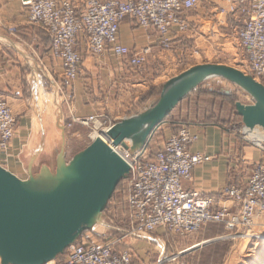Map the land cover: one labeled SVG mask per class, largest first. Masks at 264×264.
Masks as SVG:
<instances>
[{"label": "crops", "instance_id": "0c3cea01", "mask_svg": "<svg viewBox=\"0 0 264 264\" xmlns=\"http://www.w3.org/2000/svg\"><path fill=\"white\" fill-rule=\"evenodd\" d=\"M72 1L79 7L80 0ZM188 20L192 27L190 38L194 44L198 43L200 46L207 45L203 30L210 29V25L216 23L215 29L222 34L223 39L234 41L245 67L238 47L237 31L240 24L236 17L219 18L212 1L200 0L198 9L189 15ZM12 25L18 29L15 37L2 30V26ZM157 37L152 29H141L133 20L125 19L121 22L116 40L111 46H127L131 54L149 47L151 54L147 63L152 59L159 65L163 60L160 54L166 52H161L156 42ZM179 38L173 39L171 49L180 44ZM85 47L86 39L79 36L76 49L83 53L80 74L72 82L65 81L61 75V62L50 57L49 39L40 28L27 24L26 9L19 2L0 0V98L6 101L16 118L9 154L3 155L0 152V167L22 181H48L55 177L60 163L65 164L66 161V135L70 133L74 138L79 135L80 125L75 123L76 119L102 114L113 125L144 112L156 101H142L151 86L156 88L155 86L161 84L157 82L159 78L152 85L149 84L147 77L151 71H147L148 76L140 72L145 65L139 70L130 68L126 59L119 60L112 56L111 47L102 57L93 58L86 54ZM163 86L164 84L160 91ZM48 88L52 89L51 93L40 91ZM172 118V121L161 125L154 132L148 145L152 144L154 136L162 135L163 140L153 143L158 147L150 157L144 151V157L152 158L181 124L187 126L191 135L197 137L189 151L202 154L206 161L192 170L191 181L184 183L183 188L187 192L212 199V212H217L220 208L236 211L234 202L221 193L227 186H244L246 180L243 166L253 167L264 163V147L254 144L251 148L241 150L239 139L246 141L241 119L236 115L233 118L229 110L217 101L210 103L208 107L206 101L200 99L193 102L187 98L174 111ZM235 118L238 120L237 124H233ZM124 210L125 216L121 221L117 220L113 237L109 235L103 241L117 244L118 251L128 249L132 254V264L143 262L141 253L151 245L160 247V238L163 235L176 237L159 228L139 240L124 238L123 232L130 221L126 206ZM96 234L99 233L91 227L85 233V238L92 242V235Z\"/></svg>", "mask_w": 264, "mask_h": 264}, {"label": "built area", "instance_id": "2783aa9c", "mask_svg": "<svg viewBox=\"0 0 264 264\" xmlns=\"http://www.w3.org/2000/svg\"><path fill=\"white\" fill-rule=\"evenodd\" d=\"M7 1L20 2L27 11V24L40 28L49 39L50 57L61 62V75L67 82L80 74L83 53L76 49L79 36L86 39L85 52L90 57L100 58L111 47L114 58L126 59L130 68L139 70L151 49L146 47L131 54L127 46H111L121 22L130 19L141 29H152L161 50L169 51L174 38L191 33L188 18L200 3V0H80L78 7L72 0ZM212 4L219 18L233 16L240 21L237 40L245 69L264 86V0H213ZM216 27V23L210 25V29ZM4 29L12 36L16 34L14 27ZM75 123L91 129V138L99 129L107 131L112 126L97 115L76 119ZM15 127V116L0 98V152L4 155L9 153ZM196 141L197 137L182 127L170 135L152 158L146 159L144 152L131 156L122 149L115 150L129 162L121 192L130 217L124 238L139 240L159 228L186 238L208 224L221 225L236 234L244 231L251 238L256 237L249 235L252 230H264V163L256 165L242 188L231 185L223 189L222 196L234 202L236 211L220 208L212 212V199L183 188L184 183L191 181L192 170L206 161L202 154L189 151ZM79 238L52 264H132L128 249L118 251L115 243H92L84 233Z\"/></svg>", "mask_w": 264, "mask_h": 264}, {"label": "water", "instance_id": "95a60500", "mask_svg": "<svg viewBox=\"0 0 264 264\" xmlns=\"http://www.w3.org/2000/svg\"><path fill=\"white\" fill-rule=\"evenodd\" d=\"M211 79L252 99L251 105L236 102L235 113L244 131L261 134L264 146V86L227 66H193L164 84L144 112L113 124L68 164L60 163L53 179L22 181L0 167V264H48L61 255L92 227L127 176L129 166L115 150L144 152L179 103Z\"/></svg>", "mask_w": 264, "mask_h": 264}, {"label": "rangeland", "instance_id": "374dc122", "mask_svg": "<svg viewBox=\"0 0 264 264\" xmlns=\"http://www.w3.org/2000/svg\"><path fill=\"white\" fill-rule=\"evenodd\" d=\"M225 17L221 18L223 19ZM237 21L240 24V21L238 19ZM4 27L5 26H2V30L5 31ZM11 27L16 28L15 35L12 36L6 31L4 33H7L12 37L17 36V27L13 25ZM203 31L204 33L202 34L207 37L205 40L203 39L204 41H207V45L205 46H200L198 43L194 44L193 39L190 38L192 35L188 34L179 38L180 44L177 47H174L169 51H161L166 53L160 54V56L163 57V60L160 61L159 65H156L155 61L152 59H149L147 63V58L150 55L146 57V64H144L145 67L143 71L140 72H142L143 75L146 76L147 74L148 76L147 71H151L150 76L147 77V81L149 82V84L152 85L153 82L158 78L159 80H157V82L161 84H159V86H155L156 88H154V86H151L148 89V91L145 93V96L143 97L145 103L150 100H156L160 93V87L163 84H166L170 79L177 77L182 72L188 70L193 66L204 64H218L238 70L245 75H249L245 67L241 63V57L239 56L233 40L227 38L223 39L224 37L221 36L222 34L219 33L217 29H205ZM51 90L52 89L48 88L45 91H40L47 94L51 93ZM226 93H228V95H226ZM145 97L148 98L145 99ZM187 98L188 100L192 99L193 102L200 99L206 101L208 107L210 103L217 101L229 110L230 115H232L233 118L234 115H236L233 107L234 103L240 102L244 105H251L253 103L252 99L238 87L230 85L219 79H211L202 83L195 91L188 95ZM180 105L177 106L174 111H176L180 107ZM174 111H172L171 116L167 122L172 121L171 119H173L172 117ZM96 115L102 116L104 120L108 121V119L104 115ZM237 121L238 120H236L235 118L233 124H237ZM182 127L188 128L187 126L181 124L177 129L179 130ZM79 128L80 132L77 138L71 137L70 133L66 135L65 164H68V162L75 155L82 152L94 140H92L91 138V134L93 133L91 129L83 127L81 125ZM101 130L102 129H99V131ZM171 130L173 131V129ZM230 130L232 132L235 131V129ZM157 133H159V131ZM160 133L162 134V132ZM236 135H238V137L240 136L238 133H236ZM161 136L162 135L156 137L154 136L152 144H149L147 146L145 151H147L146 155L148 157H150L151 153H153V151L158 147H156V145H154L153 143H155L157 140H163V138L161 139ZM245 136L246 138H244V136L242 138H244L246 141L239 139V147L241 148V150L246 147L251 148L254 144L257 145L255 141L251 140L247 135ZM259 146H262V144H260ZM255 167V165L253 167L243 166V175L245 177V180L249 178L252 170H254ZM124 182L125 180L117 185L104 211L100 215H97V219L94 220L92 229L99 234L92 235V243H96L99 245L111 243L109 241L103 240L106 237L108 239L109 235L113 237V234H115V231H113V229H115V225L118 224L117 220L121 221V219L125 216V204L121 196L122 186ZM104 231H106L105 234H103ZM251 234L259 237H244V231L236 234L235 232L228 230L221 225H207L201 228L197 233L192 234L186 238L163 235L160 238L162 241V244L160 243V247H155L154 245H151L150 248L148 247L147 250L141 253L142 257L144 258L143 262L141 261V263L137 264H257V262H260V264H264V262H262L261 260L264 257V240L261 239L264 238V230L254 229L249 233V235ZM243 238L245 241L243 240ZM192 248L194 249L189 251ZM138 259H141V257L139 256Z\"/></svg>", "mask_w": 264, "mask_h": 264}, {"label": "bare ground", "instance_id": "6f19581e", "mask_svg": "<svg viewBox=\"0 0 264 264\" xmlns=\"http://www.w3.org/2000/svg\"><path fill=\"white\" fill-rule=\"evenodd\" d=\"M256 81V80H255ZM258 82V81H257ZM108 131V130H107ZM107 131H105V130H103V131H100L99 132V134H98V132L97 133H94L93 135H92V139H96L97 137H99V135H100V133H106ZM245 133V135H247L251 140H253V141H255L256 142V144L258 145H260L261 144V134L260 133H257V132H253V133H249V132H244ZM128 164H129V162H127ZM97 219V216L95 217V219L94 220H96ZM101 224V223H100ZM97 225V224H96ZM102 225V224H101ZM100 225V226H101ZM248 236V235H247ZM246 235L244 236V237H247ZM256 237H259V236H256ZM79 238H77V240H78ZM261 239H263L264 240V238H261ZM77 240H75V242L77 241ZM243 240H244V238H243ZM245 241V240H244ZM74 242V243H75ZM247 242V241H246ZM202 244H204V243H202ZM202 244H200V245H202ZM256 246V245H255ZM65 252V251H64ZM64 252L61 254V255H63L64 254ZM61 255H59V256H61ZM58 256V257H59ZM262 260V262H264V257L261 259ZM259 261V260H258ZM52 262L53 261H51V262H49L48 264H52ZM257 264H260V262L258 263L257 262Z\"/></svg>", "mask_w": 264, "mask_h": 264}, {"label": "trees", "instance_id": "16d2710c", "mask_svg": "<svg viewBox=\"0 0 264 264\" xmlns=\"http://www.w3.org/2000/svg\"><path fill=\"white\" fill-rule=\"evenodd\" d=\"M146 98H148V97H145V99H146ZM186 98H187V97H186ZM186 98H185V99H186ZM185 99H184V100H185ZM184 100H183V101H184ZM142 101L144 102V99H143ZM183 101H182V102H183ZM182 102H181V103H182ZM181 103H179V105H180ZM234 104H235V103H234ZM179 105H178V106H179ZM233 107H234V105H233ZM234 110H235V109H234ZM173 111H174V110H173ZM171 113H172V112H171ZM235 114H236V113H235ZM170 116H171V114H169V116L166 118L165 123H167V121H168V119L170 118ZM236 116H237V115H236ZM237 117H238V116H237ZM165 123H164V124H165ZM177 131H178V129H176V130L174 131V133H176ZM122 181H123V180H121L120 182H122ZM120 182H119V184H120ZM87 232H88V231L84 232V234L87 233Z\"/></svg>", "mask_w": 264, "mask_h": 264}]
</instances>
